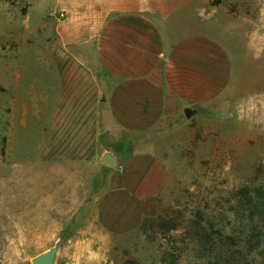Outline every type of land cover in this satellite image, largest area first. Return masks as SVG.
Instances as JSON below:
<instances>
[{"label":"rangeland","instance_id":"rangeland-1","mask_svg":"<svg viewBox=\"0 0 264 264\" xmlns=\"http://www.w3.org/2000/svg\"><path fill=\"white\" fill-rule=\"evenodd\" d=\"M28 1L0 0V264H33L49 251L54 264H207L186 238L195 212H215L233 191L264 181V0L201 1L212 18L196 17L195 31L223 47L227 66L219 76L213 70L210 98L149 127L147 142L110 143L123 153L122 164L148 151L167 170L159 195L164 222L121 235L107 230L97 212L120 167L43 158L47 135L39 114L49 109L48 81L43 39L27 34ZM49 4L39 0L34 9L45 13ZM241 258L264 264V248Z\"/></svg>","mask_w":264,"mask_h":264},{"label":"crops","instance_id":"crops-1","mask_svg":"<svg viewBox=\"0 0 264 264\" xmlns=\"http://www.w3.org/2000/svg\"><path fill=\"white\" fill-rule=\"evenodd\" d=\"M37 1L25 14L28 37L43 39L49 109L38 114L48 162L96 165L115 151L110 143L147 142L149 127L210 98L213 70L227 71L223 47L195 31L196 17L212 18L203 0H49L38 14ZM118 153L121 167L97 212L121 235L158 215L167 170L155 153H134L123 164Z\"/></svg>","mask_w":264,"mask_h":264},{"label":"trees","instance_id":"trees-1","mask_svg":"<svg viewBox=\"0 0 264 264\" xmlns=\"http://www.w3.org/2000/svg\"><path fill=\"white\" fill-rule=\"evenodd\" d=\"M223 207L208 212L198 209L189 224L187 237L197 245L199 257L206 259L207 264H220V255L235 256L230 264H244L241 254L250 255L264 248V181L255 187L243 186L231 193L229 198L220 201ZM161 211L157 217H147L139 230L164 222ZM159 223V222H158ZM174 259L181 256L176 249Z\"/></svg>","mask_w":264,"mask_h":264},{"label":"water","instance_id":"water-1","mask_svg":"<svg viewBox=\"0 0 264 264\" xmlns=\"http://www.w3.org/2000/svg\"><path fill=\"white\" fill-rule=\"evenodd\" d=\"M100 162L108 167L119 168L121 167V155L109 149L103 152ZM54 262L55 253L53 251L45 252L33 260V264H54Z\"/></svg>","mask_w":264,"mask_h":264}]
</instances>
